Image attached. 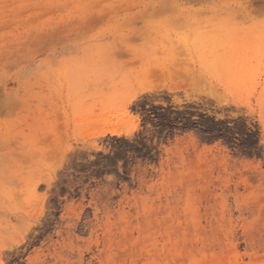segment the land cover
<instances>
[{
    "label": "rangeland",
    "instance_id": "374dc122",
    "mask_svg": "<svg viewBox=\"0 0 264 264\" xmlns=\"http://www.w3.org/2000/svg\"><path fill=\"white\" fill-rule=\"evenodd\" d=\"M0 261L264 264V0H0Z\"/></svg>",
    "mask_w": 264,
    "mask_h": 264
},
{
    "label": "bare ground",
    "instance_id": "6f19581e",
    "mask_svg": "<svg viewBox=\"0 0 264 264\" xmlns=\"http://www.w3.org/2000/svg\"><path fill=\"white\" fill-rule=\"evenodd\" d=\"M135 96H136V95H134L133 97H135ZM130 101H131V99H130L128 102H130ZM132 130H133V128H127V129H126V132H127V133H131ZM110 132L113 133L114 130H110ZM110 132H109V133H110ZM120 133H121V132H119L118 134H120ZM0 264H2L1 261H0Z\"/></svg>",
    "mask_w": 264,
    "mask_h": 264
}]
</instances>
